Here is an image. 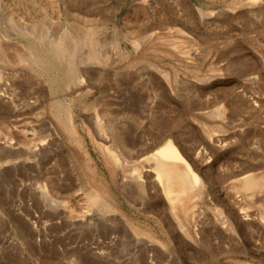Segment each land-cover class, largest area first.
<instances>
[{
  "label": "rangeland",
  "instance_id": "rangeland-1",
  "mask_svg": "<svg viewBox=\"0 0 264 264\" xmlns=\"http://www.w3.org/2000/svg\"><path fill=\"white\" fill-rule=\"evenodd\" d=\"M0 264H264V0H0Z\"/></svg>",
  "mask_w": 264,
  "mask_h": 264
},
{
  "label": "bare ground",
  "instance_id": "bare-ground-1",
  "mask_svg": "<svg viewBox=\"0 0 264 264\" xmlns=\"http://www.w3.org/2000/svg\"><path fill=\"white\" fill-rule=\"evenodd\" d=\"M83 82L80 81V83H83ZM70 131H67L69 137L72 136ZM112 135H113V133H112ZM103 148L108 151V148H105L104 146H103ZM118 148H120V147H118ZM124 149H126V150H124ZM120 150H121V148H120ZM108 152L110 153V151H108ZM123 152L125 154L124 156L126 157V154L128 152H131V149H127L126 147L125 148L123 147V151H120V154L122 155ZM127 155H131V154L128 153ZM156 155L159 156V158L156 161V169H157L156 179L163 186V188L166 191V195L169 197V199L171 200L170 202L174 206V200H173L171 194L174 192L173 187H174L175 182H177V180L181 181L182 184H183V187L187 188V189H190V188L192 189V188L198 187L200 185V183H199V180L197 178V174L193 172L194 181L192 182L190 180V176H191L192 173H191V170L188 167L183 172H181V171L173 170V168L175 166L171 167L169 165V164H173L174 165V162L177 161V160H184L183 156L181 155V153L179 152L177 147L171 141L166 142L163 145V147L158 149ZM134 162L136 163V161H134ZM255 181L256 180H255L254 177H247V178L242 179L241 184H243L245 189H250V188H252L255 185ZM179 186H180V184H179ZM181 190L183 191V189H181ZM174 197H175V195H174ZM225 217H227V216H225ZM226 220H227V218H226Z\"/></svg>",
  "mask_w": 264,
  "mask_h": 264
}]
</instances>
